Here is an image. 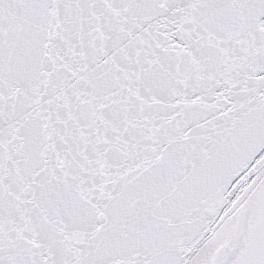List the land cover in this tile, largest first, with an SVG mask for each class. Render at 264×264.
I'll return each mask as SVG.
<instances>
[{
	"label": "snow or ice",
	"instance_id": "obj_1",
	"mask_svg": "<svg viewBox=\"0 0 264 264\" xmlns=\"http://www.w3.org/2000/svg\"><path fill=\"white\" fill-rule=\"evenodd\" d=\"M0 264H264V0H0Z\"/></svg>",
	"mask_w": 264,
	"mask_h": 264
}]
</instances>
